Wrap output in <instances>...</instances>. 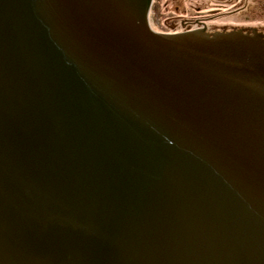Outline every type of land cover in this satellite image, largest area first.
<instances>
[{"label": "water", "instance_id": "1", "mask_svg": "<svg viewBox=\"0 0 264 264\" xmlns=\"http://www.w3.org/2000/svg\"><path fill=\"white\" fill-rule=\"evenodd\" d=\"M152 3L0 0V264H264V35Z\"/></svg>", "mask_w": 264, "mask_h": 264}, {"label": "flooded vegetation", "instance_id": "2", "mask_svg": "<svg viewBox=\"0 0 264 264\" xmlns=\"http://www.w3.org/2000/svg\"><path fill=\"white\" fill-rule=\"evenodd\" d=\"M162 0H153L151 10L149 13L150 28L158 33L164 35H180L186 33H202L211 37L218 34H229L241 32L246 35L254 36V34H263V31L244 32L243 30H235V21L233 18L236 16H243V28L249 31L251 23L256 18L259 20L264 18V0H221L220 5L214 9L219 12L216 15L203 17L201 8L193 7L194 9H186L182 11L184 18L178 19L175 17H168L164 21L165 30L159 31L153 28L158 17L161 16ZM217 1V0H216ZM175 11L180 10L183 0H172ZM231 3V4H230ZM168 6V4H165Z\"/></svg>", "mask_w": 264, "mask_h": 264}, {"label": "rangeland", "instance_id": "3", "mask_svg": "<svg viewBox=\"0 0 264 264\" xmlns=\"http://www.w3.org/2000/svg\"><path fill=\"white\" fill-rule=\"evenodd\" d=\"M221 0H183V4H181V8L178 11L174 10V7L177 4H173L172 0H162V7H161V16L158 17L155 25H153V28L155 30L159 31H164L165 25L164 21L166 18L172 16L178 19H183L185 15H183L182 11H184V8L186 9H194L193 7H198L201 8L200 11L203 13V17L206 18L208 16H213L218 14L219 12H216L214 9L220 5ZM165 4H168L166 6ZM231 4V3H230ZM243 16H236L234 21L236 22L235 25V30H243L244 32H251L253 33L254 31H263L264 32V18H261L260 20L258 18L255 19L251 23V27L249 31L244 29L243 27Z\"/></svg>", "mask_w": 264, "mask_h": 264}]
</instances>
